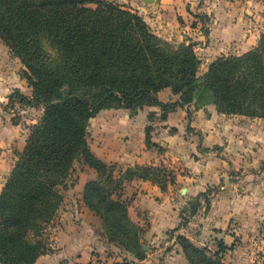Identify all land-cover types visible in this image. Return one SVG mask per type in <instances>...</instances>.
<instances>
[{
  "label": "trees",
  "instance_id": "1",
  "mask_svg": "<svg viewBox=\"0 0 264 264\" xmlns=\"http://www.w3.org/2000/svg\"><path fill=\"white\" fill-rule=\"evenodd\" d=\"M90 2L0 0V38L25 66L33 88L31 98L15 94L22 104L44 107L0 192V264H36L49 251L41 236L57 216L64 200L60 187L77 161L98 174L85 185L83 199L101 217L109 241L119 239L126 252L146 256L145 228L129 215L124 184L142 178L166 189L176 176L172 170L168 184H160L152 173L160 177L165 169L135 165L129 176L118 178L116 165L90 145V120L101 110L126 108L134 114L160 105L172 111L203 89L220 113L264 118V31L253 48L219 56L200 77L195 42L174 44L138 12L108 0ZM166 87L180 99L160 101L158 93ZM150 132L148 126L149 147L155 145ZM177 240L191 264H224L219 252L216 260L188 237L180 234Z\"/></svg>",
  "mask_w": 264,
  "mask_h": 264
},
{
  "label": "crops",
  "instance_id": "2",
  "mask_svg": "<svg viewBox=\"0 0 264 264\" xmlns=\"http://www.w3.org/2000/svg\"><path fill=\"white\" fill-rule=\"evenodd\" d=\"M187 1L154 0L148 3L146 10L150 13L146 17L152 30L167 40L174 38L179 29L183 28L179 16L186 19L189 14ZM233 26L230 33L234 36L244 31L240 23H234ZM186 28H191L195 34L191 33L196 43V52L207 51L210 62L224 54H241L246 51L234 53L224 50L222 44L216 45L213 38L218 34L217 28L210 31L212 40L209 44L202 42L206 36L200 30L199 22ZM223 37L227 35L220 34V38ZM252 38L250 40L256 44L257 36L254 41ZM24 69L21 60L12 54L0 38V192L15 166L18 153L25 148L28 136L29 128L15 117L16 110L36 108L22 104L19 99L14 101L16 90L28 98L33 95V88L23 75ZM158 97L164 104L180 99L171 87L162 89ZM38 120L28 124H35ZM148 126L152 127L151 139L155 144L151 147L146 142ZM190 127L197 129L189 131ZM89 131L92 150L108 163L124 168L167 164L174 170L175 182L168 184L166 189L142 178H134L124 184L123 197L128 202L129 215L136 224L145 228L142 250L146 256L138 258L126 251L122 253L123 257L118 253L110 255L111 243L102 233L103 221L83 199L84 205L79 206L81 209L75 213L65 211L66 217L63 221L59 219L58 228L46 236L49 251L42 254L36 264H110L114 260L116 264H191L177 240L180 234L198 247L209 245L212 254L219 252L222 261L227 264H234L226 259L231 252L242 255L253 253L252 247H246L244 242L235 245L240 233L229 234L227 227L233 217L240 222L242 219L248 220V217L256 220V200L229 199L231 195L225 199L224 195H219L204 206L203 214L196 210L187 219L183 215L189 207V199L204 192L208 184H216L224 178L228 181L231 163L235 165L234 170L241 166V162L237 161L240 157L236 153L238 149L242 152L243 148L237 145L258 147L259 141L264 142V118L223 114L215 104L198 108L188 104L178 105L172 111H166L160 105H146L134 114L126 108L103 109L90 120ZM214 145L224 146V151L216 152L213 150ZM163 148L168 150L164 152ZM250 158L255 159V156L251 154ZM184 181L187 185H181ZM229 183L221 189L237 187L232 183L229 186ZM256 187L251 182L245 190L252 191ZM230 191L235 193V189ZM183 195L185 198L181 200ZM240 239L245 241L246 237ZM222 247L225 249L222 250ZM244 248L246 251H243ZM94 252H97L99 261ZM126 256L131 261L127 258L125 260ZM235 264L250 263L246 260L245 263Z\"/></svg>",
  "mask_w": 264,
  "mask_h": 264
},
{
  "label": "rangeland",
  "instance_id": "3",
  "mask_svg": "<svg viewBox=\"0 0 264 264\" xmlns=\"http://www.w3.org/2000/svg\"><path fill=\"white\" fill-rule=\"evenodd\" d=\"M93 1L94 0H92L89 5L96 6L97 3ZM108 1L114 2L124 8H128L135 12H138L148 22V17H146V15L150 12L146 10V7H148V3L153 2L154 0ZM187 8L189 14H187L186 19H183L182 16H179V20L183 28H180L179 33L175 34L174 38L169 40L174 44L183 42L189 43L191 41L194 42V40H192L193 37L191 36L193 30L191 31V28H186V26L191 25L195 22H199L200 30L202 31L203 35L206 36V38L202 40L203 43L207 42V44H209V42L212 40L210 37V31L211 29L214 30V28H217L218 34H216L214 36L215 38H213L215 44H222L225 47L224 50L234 53L244 50L247 51L253 48L258 43L260 34L264 31V0H233V2H231L230 0H188ZM234 23H240L242 27H244V31L240 33L241 35L239 36H234L230 33V31L234 27ZM192 34L195 35L194 32ZM220 34H226L227 37L220 38ZM246 36L247 38H245ZM256 36V44H253L250 38L253 37L252 39L254 41ZM206 52L207 51L203 52V50H198V55L202 60V64L199 70L200 77H203L205 75L209 68V65L212 63L207 59V55L210 54H207ZM190 96L192 99L191 102L188 103V105L190 106L198 108L214 104L212 103L210 95L207 94L203 89L196 90ZM14 97V101L19 99L16 94L14 95ZM13 105L15 107V104ZM43 109V105L40 104L37 105L36 108L28 107L25 111H22L21 109L16 110L15 117L23 121L24 124L29 128L28 136L30 134L32 126L34 125H30L28 123H31L37 118H40ZM195 129L197 128L190 127L189 131H194ZM150 136L151 138L153 136L151 132ZM237 147L243 148L242 152L241 149H238V152L236 153V155H238L237 157H240L239 159H237V161L241 162V166H238L237 169L234 170L233 167H235V165L233 166V163H231L232 168L230 170L231 174L228 181L224 178L225 180L223 179L222 181H218V183L216 184L213 183V186L211 184H208L209 187H207L204 192H199L196 196L189 199L190 204L189 207L184 211L186 214L183 215V218L187 219L193 210H198L199 214H203L205 212L204 206L208 205L209 201L217 198L219 195H224L225 199H228L231 195L232 197L229 199L247 198L256 200L258 203V215L256 217V220L254 219V217L251 220L248 217V220L245 221V219H242V221L240 222L235 217H233L227 227V232L229 234H236L237 232L240 233V236H237L236 238L237 242L235 245H239L240 243L244 242V244L246 243V247H252V249L254 250L253 253L251 255H242L237 252H231L230 256L226 259H230L231 263L234 264L237 262L245 263L246 260H248L250 264H264V142L259 141L258 147L244 146V144L237 145ZM163 150L164 152H166L168 149L163 148ZM213 150H215L216 152H222L224 151V146L220 147L218 145H214ZM251 154L255 156V159L251 160ZM115 165V174L118 178L121 177V179L123 180L127 176H129V167L124 168L123 166L117 164ZM158 167L165 169V171H162L160 177L157 174L155 175V173H152L156 180H158L156 182H159L160 184H165L167 182L168 184V180L170 179L171 175L170 171H172L173 169L167 164H160L158 165ZM92 169L93 168L89 167L83 161H77L75 163L74 170L67 178L66 183L60 187L61 193L64 197L63 203L61 204L54 221H52L45 227L46 230L44 231L43 236L40 235L41 237L45 238L49 234V232H54V230L58 228L59 219L61 218L60 220L63 221V218L66 217L64 215L65 211H72L73 213H75L76 211H79L81 209V207L79 206L84 205L82 200L84 196L85 185L88 182L96 180L98 178L97 172H92ZM94 173H96V176L94 175ZM129 181L130 180H126V182ZM228 182H230L229 186L232 183L237 185V187L231 188L230 186L226 189H221L222 186H225ZM251 182L257 185L256 189H252V191H246L245 189L247 187V184ZM181 185H187L186 181L182 182ZM231 189H235V193H232L230 191ZM184 198L185 196L183 195V197H181V200ZM234 229H237L236 232H232V230ZM102 233L107 236V241H109L108 237H110V234L107 232V230L102 231ZM241 237H246V240L242 241L240 239ZM109 242L111 243L109 249L110 255H116L118 253L122 256V253L126 251L124 244L120 242L119 239ZM208 246L207 248L209 250ZM243 251H246V249L244 248ZM208 252L211 253V255L216 259V257L212 254V250H209ZM94 253L97 261H99L100 258L96 254L97 252ZM126 258L127 256L125 257V260ZM127 259L130 260L129 258ZM110 264H116L115 260L111 261ZM224 264L227 263L224 262Z\"/></svg>",
  "mask_w": 264,
  "mask_h": 264
},
{
  "label": "water",
  "instance_id": "4",
  "mask_svg": "<svg viewBox=\"0 0 264 264\" xmlns=\"http://www.w3.org/2000/svg\"><path fill=\"white\" fill-rule=\"evenodd\" d=\"M148 1H152V0H148ZM144 249H146V246L144 247Z\"/></svg>",
  "mask_w": 264,
  "mask_h": 264
},
{
  "label": "built area",
  "instance_id": "5",
  "mask_svg": "<svg viewBox=\"0 0 264 264\" xmlns=\"http://www.w3.org/2000/svg\"><path fill=\"white\" fill-rule=\"evenodd\" d=\"M91 261V260H90Z\"/></svg>",
  "mask_w": 264,
  "mask_h": 264
}]
</instances>
